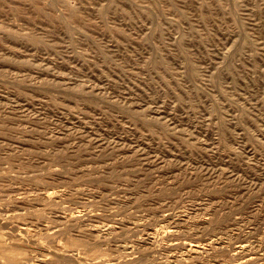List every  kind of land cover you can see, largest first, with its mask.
Here are the masks:
<instances>
[{
	"label": "rangeland",
	"instance_id": "374dc122",
	"mask_svg": "<svg viewBox=\"0 0 264 264\" xmlns=\"http://www.w3.org/2000/svg\"><path fill=\"white\" fill-rule=\"evenodd\" d=\"M49 188L91 210L47 223ZM16 205L37 237L107 222L109 259L178 223L134 258L264 264V0H0V224L21 234ZM61 239L33 262L84 260L50 261Z\"/></svg>",
	"mask_w": 264,
	"mask_h": 264
},
{
	"label": "bare ground",
	"instance_id": "6f19581e",
	"mask_svg": "<svg viewBox=\"0 0 264 264\" xmlns=\"http://www.w3.org/2000/svg\"><path fill=\"white\" fill-rule=\"evenodd\" d=\"M44 199H46V200H48V212H47V214H45V218L47 219V221H46V219L45 218H43L42 220H44L45 219V221L47 222V223H52L53 221L52 220H54L55 218L57 219V216L55 215L56 213H57V211L60 209H63V211H61V216L63 215V217L62 218H64V219H67V220H71L72 218H74V217H81L82 215L84 216V212H87L88 213V211L89 210H91V209H89V206H84L85 207V209L86 208H88L89 210H83V209H78V207H77V209H66L65 207L63 208L62 207V201H60V199H58V198H60V197H62L60 194H59V192L57 191V190H52L51 188H49V189H47V190H45L44 192H42V194H40ZM63 196H65V195H63ZM12 199H10L9 201H11ZM8 205V204H7ZM6 205V206H7ZM2 207V206H1ZM0 207V208H1ZM16 207L19 209V210H22V209H25L26 211V214L24 213V215H21V214H19L18 213V218H20L21 219V222L22 223H26L25 225L27 226L28 225V227H22L23 229H21L20 228V230H24L21 234L20 233H16V231H15V229H17V226H19V225H17L16 226V228L13 230L12 228V231L10 230V231H6L7 229H9V225H8V222H7V220H6V222H5V225H6V223H7V227L8 228H4L5 230H3V228H2V224H0V264H35L33 261H36V260H34V257L32 256V257H30V254L33 252V251H36V250H43L44 248H43V246H41V248H40V246L39 247H37V245H40V243H42L43 242V240L44 241H46V243L47 244H51V238L52 237H54V239L56 240L57 238H62L61 240L62 241H64V246H63V248H64V251H63V253L61 254V255H57V254H54V258H53V256H52V258L53 259H51L50 261H54V260H61L62 262H64V261H68V260H70L69 258H68V255H69V253L70 252H73V251H78V253H82L83 254V256H84V260L83 259H78L77 258V260H76V262H79V264H104L105 262H110V261H116V264H189V263H191V262H188L187 261V257H186V253L187 252H190V255L191 254H193V253H198V248L200 247L199 245L200 244H194V243H190V247H185V251H182L181 249H179L181 252V254H179V252H177V253H174V252H172V253H170V252H168L170 249L168 248V247H166L167 249H169L167 252L168 253H164V248L162 249L163 250V252L160 254L161 255V258H160V256H156V257H158L159 259H154V258H151L152 260H149V259H147L148 257L147 256H144V254L143 253H141L140 254V256L137 258V256H136V258L137 259H135L134 258V254H136L138 251H140L141 249L142 250H145V252H146V250L147 249H151V247L153 246V248H155L154 247V245H155V243H158L157 242V237H162V236H164L165 237V235L166 234H168V235H171V233H179L180 231L178 230V229H171V228H176L177 226L176 225H178V223L175 225V226H172L171 224H161L160 226H158V227H156L155 229H151V230H153L152 232H149L148 233V235H149V237H150V240H151V238H154V239H156V242H154V240H149L148 242H150V243H148L147 242V245L148 244H150V246H148V247H146L145 245H142L141 244V242L138 240V241H135V242H133L132 243V241H130L131 239H132V237H131V239L129 240L130 242V244H127V245H124V246H122V242H120V241H115V243H113V244H116L117 245V243H121V246H116V247H118V251L116 252V254L118 255L117 257L115 256V258L114 257H112V259H109L108 258V256L107 255H109L108 254V249L109 248H107L106 247V245H110L111 246V244H107L108 242H106V241H104V240H107V239H110L112 236V234H113V232H116V229H114V230H110L109 228H111V225H109L107 222H105V224H103L101 221V224H95V223H93L92 222V220H91V222L90 223H87L86 224V226L88 227V229H86L85 230V233L83 234L82 232H80V231H77V228L78 227H82L80 224H78L79 226H77V225H70V226H65V228H58V230L54 233V234H52V233H49L51 230H52V227L49 225V224H47V223H45V225L47 224V225H49V226H42V228H41V224L40 223H42L41 222V220H39L38 222H40L39 224H36L35 223V225H37L38 226V228L39 229H37V230H43V232L44 231H46V233H43L44 235H41V232H39L40 233V236L39 237H37L38 235H37V232L35 231V229H33L32 228V224H31V227H29L30 225H29V223H30V221L29 222H27V220H29L28 219V215H30V213L31 212H29V210L28 209H26L25 207H22V206H20V205H16ZM84 207H81V208H84ZM13 208V207H12ZM16 208V209H17ZM67 208H69V207H67ZM76 208V207H75ZM80 208V207H79ZM7 209H9V208H7ZM15 209V210H16ZM4 210V209H3ZM10 210H12V209H10ZM27 211H28V213H27ZM46 211V209L44 210V211H42V212H45ZM93 211V210H92ZM0 212L2 213V211L0 210ZM6 212V211H5ZM10 212V211H9ZM19 212V211H18ZM22 212V211H21ZM7 213H8V210H7ZM12 213V212H11ZM48 213H50V215L48 214ZM13 214V213H12ZM58 214V213H57ZM11 214H9L8 215V217L10 216ZM14 215H16V214H14ZM12 216V215H11ZM46 216H48V217H46ZM15 217V216H14ZM14 217L12 218V217H10V218H12L13 220H14ZM0 218H5V217H3L2 215H0ZM7 218V217H6ZM10 218H9V220H10ZM61 218V217H60ZM163 218V216H160V217H157V219L158 220H160V219H162ZM0 220L1 221V223H2V221L4 220ZM8 219V218H7ZM16 219V218H15ZM8 220V221H9ZM12 220V221H13ZM98 220H99V218H98ZM164 220H167V219H163L162 220V223H163V221ZM170 220H171V217H170ZM17 222L18 221H20V220H16ZM16 221H13V222H16ZM56 221H58V220H56ZM169 221V220H168ZM12 222V223H13ZM21 222H20V224H21ZM66 222V221H65ZM88 222V221H87ZM172 222V221H171ZM19 223V222H18ZM34 223V222H33ZM56 223V222H55ZM55 223H53V224H55ZM60 223V222H59ZM170 223V222H169ZM175 223V222H174ZM43 224V223H42ZM57 224V223H56ZM4 225V224H3ZM16 225V224H15ZM24 225V226H25ZM44 225V224H43ZM52 225V224H51ZM59 226H60V224H58ZM174 225V224H173ZM15 227V226H14ZM34 227V226H33ZM19 228V227H18ZM57 228V227H56ZM90 228V229H89ZM93 228V229H92ZM45 229V230H44ZM54 229V228H53ZM110 230V231H109ZM150 230V229H149ZM19 231V230H18ZM53 231H55V230H53ZM77 232V233H75V234H79V236H82L83 238H81V239H78V238H76L75 236H74V233L73 232ZM87 231V232H86ZM33 232H36V233H33ZM38 233V234H39ZM97 234V236L96 235H93V234ZM147 233V232H146ZM45 234H46V236H45ZM135 234V233H134ZM164 234V235H163ZM136 235V234H135ZM138 235V234H137ZM98 237L100 240L101 239H104V240H101V241H95L94 240V238L93 237ZM131 236V235H130ZM183 236V235H182ZM95 237V238H96ZM135 237H138V236H135ZM166 238V237H165ZM167 238H169V237H167ZM181 238V237H180ZM40 240H41V242H40ZM126 240H127V238H126ZM135 240V239H134ZM136 240H137V238H136ZM166 240V239H165ZM168 240H170V239H168ZM172 240V239H171ZM216 241H217V239H215ZM212 241H214V240H212ZM211 241V242H212ZM125 243V242H124ZM123 243V244H124ZM220 243V242H219ZM106 244V245H105ZM244 243H242L241 244V246L239 245L238 247L240 248V251L242 252V251H245V250H247L246 248H247V245L248 244H246V245H243ZM35 245H36V247H35ZM105 245V248H102L103 246ZM252 245V244H251ZM115 246V245H114ZM145 246V247H144ZM183 247V246H182ZM181 247V248H182ZM256 247V246H255ZM261 247V246H260ZM37 248V249H36ZM51 248V247H50ZM137 249H139V250H137ZM161 249V248H160ZM178 249V248H177ZM250 249H252L251 247H250ZM253 249H254V247H253ZM46 250V249H45ZM172 250V249H171ZM44 251V250H43ZM58 251H55L54 253H57ZM44 253V252H43ZM147 253V252H146ZM201 253V252H200ZM47 254V253H46ZM77 254V253H76ZM110 254H111V252H110ZM226 254V253H225ZM39 254H37V256H38ZM73 255V254H72ZM112 255V254H111ZM110 255V256H111ZM115 255V254H114ZM113 255V256H114ZM147 255V254H146ZM35 256V255H34ZM41 257H42V254L40 255ZM44 256V258L46 257L47 258V256H45V254L43 255ZM75 256V255H74ZM76 256H78V255H76ZM75 256V257H76ZM82 256V255H81ZM81 256H80V258H81ZM109 256V257H110ZM132 256H133V258H132ZM50 257V256H49ZM37 258V257H36ZM40 258V257H39ZM114 258V259H113ZM42 259V258H41ZM76 259V258H75ZM251 259H253L252 257L251 258H249V260H251ZM254 259H256V258H254ZM253 259V260H254ZM39 261H40V259H38ZM38 260H37V264H42L41 263V261L38 263ZM82 260V261H81ZM122 260V261H121ZM237 260V259H236ZM47 261H49V259H47ZM73 261H75L74 259H73ZM85 263H84V262ZM150 261V263H148ZM156 261V262H155ZM238 261H239V259H238ZM244 261V260H243ZM247 261V260H246ZM87 262V263H86ZM75 263V262H74ZM46 264V263H45ZM240 264H243V262H242V260H241V263ZM251 264H256V263H251ZM263 264V263H262Z\"/></svg>",
	"mask_w": 264,
	"mask_h": 264
}]
</instances>
